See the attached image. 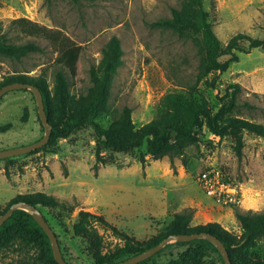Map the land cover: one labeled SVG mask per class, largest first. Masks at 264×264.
<instances>
[{
  "label": "rangeland",
  "instance_id": "374dc122",
  "mask_svg": "<svg viewBox=\"0 0 264 264\" xmlns=\"http://www.w3.org/2000/svg\"><path fill=\"white\" fill-rule=\"evenodd\" d=\"M205 1L214 29L223 43L239 32L264 38V0ZM181 2L0 0V26L9 41L23 43L33 39L43 48L21 59L0 57V80L15 72L36 75L44 71L53 85L56 70L61 67L56 62L57 52L52 44L45 38L23 33L11 23L14 18L26 16L50 27L62 28L83 44L77 76L72 77L65 68L75 93L87 91L91 85L92 65L100 61L107 41L117 35L124 55L112 87V112L97 120L107 124L115 113L129 105L134 121L141 125L157 115L166 93L184 90L188 83L195 81L198 73L200 53L193 39L179 35L172 28L152 25L153 21L170 16L172 8ZM240 55V60L227 71L203 78L200 90L216 110L230 84L239 83V105L233 114L264 124V49L254 48ZM231 96L232 93L224 101ZM26 111L28 118L24 120ZM9 122L12 127L0 134V150L27 145L44 136L45 126L31 89H14L2 96L0 125ZM241 132L245 147L239 157L235 144ZM95 146V129L86 125L69 137L61 138L55 152L42 150L0 159V208L18 194L40 190L74 206L72 214L61 222L48 214L64 256L71 264L94 263L86 240L73 231V223L81 209L101 214L120 230L146 239L160 232L176 211L194 204L197 211L193 224L219 221L240 234L242 228L234 208L216 202L201 186L200 174L210 168L223 170L239 186V204L243 208L264 209V137L251 131L230 130L221 138L205 129L199 148L202 163L194 173L180 167L183 165L180 156L175 158L177 172L169 156L154 159L146 154L147 161L143 163L140 157L146 152V146L132 153L114 152L113 163L95 168ZM97 225L104 234L105 249L124 242L112 229ZM259 246L264 249V237ZM169 249L165 248L161 254L166 256ZM211 254L206 264H222L218 252ZM39 256L35 247L17 243L2 253L1 262L46 264Z\"/></svg>",
  "mask_w": 264,
  "mask_h": 264
},
{
  "label": "trees",
  "instance_id": "16d2710c",
  "mask_svg": "<svg viewBox=\"0 0 264 264\" xmlns=\"http://www.w3.org/2000/svg\"><path fill=\"white\" fill-rule=\"evenodd\" d=\"M74 1L80 3L83 0ZM11 23L26 35L48 40L57 52L56 62L61 66L56 70L53 85L44 71L36 75L25 71L15 72L0 80V88L7 83L21 81L32 83L43 92L53 131L47 144L24 153L25 155L42 150L55 152L57 142L61 138L69 137L86 125H92L96 133L95 168L100 164L113 163L114 152L132 153L146 146V152L140 157L143 163L147 161L146 154H151L154 159L169 156L171 165L177 172L175 158L180 156L185 168L194 173L202 163L199 148L205 129L221 138L230 130H247L264 137L263 123L233 114L239 105L241 92L239 83L230 84L216 110L200 90L203 78L230 69L233 63L240 60L241 52L248 53L254 48L264 49V38L253 37L245 32H239L227 43H223L214 29L205 0H182L179 6L172 8L170 16L152 22L153 26L172 28L179 35L192 38L199 49L200 63L195 81L188 83L184 90L166 93L159 103L157 115L141 125L134 121L133 109L129 105L115 113L107 124L97 120L102 115L112 112L110 106L112 87L124 55L119 36L113 35L107 41L100 61L92 65L91 85L87 91L75 93L71 89V81L65 68L72 77L77 76L83 44L73 39L62 28L50 27L26 16L14 18ZM42 49V45L33 39L23 43L9 41L0 26V57L21 59ZM230 93L231 98L224 101ZM27 118L26 111L24 120ZM11 127V122L1 124L0 134ZM244 147L245 137L241 132L235 144L239 157L243 155ZM11 158L13 156L2 159ZM6 173L9 174L8 165ZM19 200H25L41 209L55 232L48 214L61 222L74 210V206L68 201L40 190L16 195L0 208V215ZM230 205L234 208L242 228L240 234L228 229L219 221L193 224L196 211L194 206L176 211L160 232L146 239L136 238L111 224L103 215L86 209L79 211L78 218L73 223V231L75 235L86 240L87 249L94 259L93 264H114L157 245L171 234L203 231L216 235L224 242L233 264H264V249L259 246L260 239L264 237V209L243 208L239 203ZM98 223L112 229L124 242L114 248L105 249L104 234L100 232ZM56 234L58 236L57 232ZM17 243L35 247L39 251V259L46 264H60L55 258L49 235L33 213L24 208L16 209L0 226V264H17L12 261L1 262L2 253ZM167 247H170L169 252L163 256L161 253ZM213 251L218 252L222 264H227L214 242L202 237L169 242L159 252L136 264H206L207 257L212 255Z\"/></svg>",
  "mask_w": 264,
  "mask_h": 264
},
{
  "label": "water",
  "instance_id": "95a60500",
  "mask_svg": "<svg viewBox=\"0 0 264 264\" xmlns=\"http://www.w3.org/2000/svg\"><path fill=\"white\" fill-rule=\"evenodd\" d=\"M19 88H29L33 91L37 106H38V112L41 117L42 123L45 126V134L43 137L40 139L36 140L33 143L27 144V145H22V146H16V147H11V148H6L0 150V159L9 157V156H14V155H19L23 153H27L33 150H36L39 147L44 146L47 144L51 138V134L53 131V124L50 122L49 117L47 115L46 111V105H45V100H44V95L40 87L28 83V82H21V81H14L7 83L3 85L0 88V99L2 96L9 90L12 89H19ZM18 208H24L29 211H31L35 217V219L39 222V224L45 229L47 234L49 235L51 245L53 248V252L55 255L56 260L60 264H69V262L66 260L62 249L61 245L58 239V236L46 217L44 216L43 212L41 209H39L36 205H33L25 200H19L11 204V206L0 215V226L10 217V215ZM207 238L214 242V244L217 246L221 254L223 255L225 261L227 264H233L231 260L230 253L224 244V242L217 237L216 235L203 231V232H196V233H179V234H171L164 238L161 242H159L157 245L152 246L151 248L138 253L136 255L130 256L124 260H121L119 262H116L114 264H136L153 254L159 252L161 249H163L169 242L175 241V240H192L194 238Z\"/></svg>",
  "mask_w": 264,
  "mask_h": 264
},
{
  "label": "built area",
  "instance_id": "2783aa9c",
  "mask_svg": "<svg viewBox=\"0 0 264 264\" xmlns=\"http://www.w3.org/2000/svg\"><path fill=\"white\" fill-rule=\"evenodd\" d=\"M201 186L216 202L221 204L240 203L239 186L219 168H210L200 174Z\"/></svg>",
  "mask_w": 264,
  "mask_h": 264
},
{
  "label": "crops",
  "instance_id": "0c3cea01",
  "mask_svg": "<svg viewBox=\"0 0 264 264\" xmlns=\"http://www.w3.org/2000/svg\"><path fill=\"white\" fill-rule=\"evenodd\" d=\"M180 167H182V169H184V170H187L186 168H185V166L184 165H182V166H180ZM188 171V170H187ZM190 172V171H189ZM192 173V172H191ZM196 205V204H195ZM187 206H194V204H190V205H187ZM194 207H196V206H194ZM198 207V206H197ZM229 208H231V209H233L231 206L229 207ZM197 211V210H196ZM200 210L198 209V212H199ZM205 223V222H204Z\"/></svg>",
  "mask_w": 264,
  "mask_h": 264
}]
</instances>
